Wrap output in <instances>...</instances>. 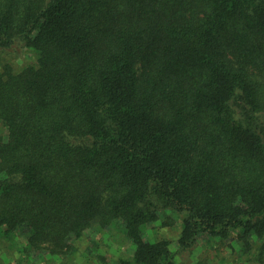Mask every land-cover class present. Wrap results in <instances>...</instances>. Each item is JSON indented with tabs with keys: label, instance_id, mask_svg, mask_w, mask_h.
<instances>
[{
	"label": "trees",
	"instance_id": "16d2710c",
	"mask_svg": "<svg viewBox=\"0 0 264 264\" xmlns=\"http://www.w3.org/2000/svg\"><path fill=\"white\" fill-rule=\"evenodd\" d=\"M91 232L264 264V0H0V264Z\"/></svg>",
	"mask_w": 264,
	"mask_h": 264
},
{
	"label": "rangeland",
	"instance_id": "374dc122",
	"mask_svg": "<svg viewBox=\"0 0 264 264\" xmlns=\"http://www.w3.org/2000/svg\"><path fill=\"white\" fill-rule=\"evenodd\" d=\"M30 57V53L28 52V50L23 51L22 53V57L19 60L20 63H23L27 58ZM151 232V231H150ZM171 232V231H169ZM90 238H89V242L84 246V248H86L85 253H82L79 257V260L82 264H92V262L95 260V254H105L107 256V259L109 261H115L114 259H117V257L119 256V254L125 252V253H130L132 252V247H122L120 245L117 244H110V242L112 241L111 238L108 236V233H103V236H101L103 238V241H101L100 243L102 244V247H98L96 242L94 244V238H96V233L95 232H91L90 233ZM20 241L21 242H25L24 237L21 235L20 236ZM106 243H108L109 245V249H105L106 247L103 245H105ZM112 243V242H111ZM35 260L33 264H59V261L54 262L52 261V257L49 254H46L45 252L43 253H37L35 255ZM90 258L92 259V262L90 261ZM18 264V263H16Z\"/></svg>",
	"mask_w": 264,
	"mask_h": 264
}]
</instances>
